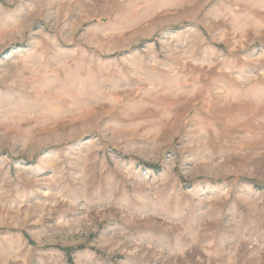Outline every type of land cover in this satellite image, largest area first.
Listing matches in <instances>:
<instances>
[{
  "label": "rangeland",
  "instance_id": "374dc122",
  "mask_svg": "<svg viewBox=\"0 0 264 264\" xmlns=\"http://www.w3.org/2000/svg\"><path fill=\"white\" fill-rule=\"evenodd\" d=\"M0 264H264V0H0Z\"/></svg>",
  "mask_w": 264,
  "mask_h": 264
},
{
  "label": "trees",
  "instance_id": "16d2710c",
  "mask_svg": "<svg viewBox=\"0 0 264 264\" xmlns=\"http://www.w3.org/2000/svg\"><path fill=\"white\" fill-rule=\"evenodd\" d=\"M62 250L67 254L68 256L71 255L72 251H74L72 248H62Z\"/></svg>",
  "mask_w": 264,
  "mask_h": 264
}]
</instances>
